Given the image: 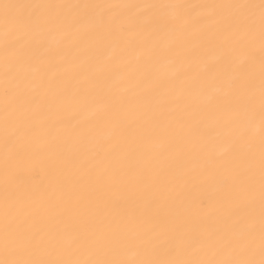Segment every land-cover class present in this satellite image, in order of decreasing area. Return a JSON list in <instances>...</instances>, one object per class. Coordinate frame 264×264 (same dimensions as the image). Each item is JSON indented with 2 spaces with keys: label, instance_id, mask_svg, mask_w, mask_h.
<instances>
[{
  "label": "snow or ice",
  "instance_id": "6c2138e0",
  "mask_svg": "<svg viewBox=\"0 0 264 264\" xmlns=\"http://www.w3.org/2000/svg\"><path fill=\"white\" fill-rule=\"evenodd\" d=\"M0 264H264V0H0Z\"/></svg>",
  "mask_w": 264,
  "mask_h": 264
}]
</instances>
